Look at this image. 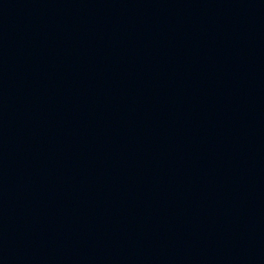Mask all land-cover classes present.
Returning a JSON list of instances; mask_svg holds the SVG:
<instances>
[{"label": "water", "instance_id": "obj_1", "mask_svg": "<svg viewBox=\"0 0 264 264\" xmlns=\"http://www.w3.org/2000/svg\"><path fill=\"white\" fill-rule=\"evenodd\" d=\"M0 264H264V0H0Z\"/></svg>", "mask_w": 264, "mask_h": 264}]
</instances>
